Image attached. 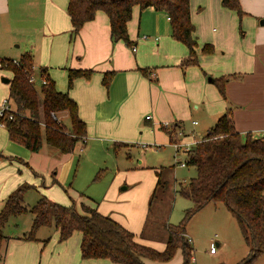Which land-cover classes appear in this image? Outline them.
Segmentation results:
<instances>
[{"label":"crops","instance_id":"crops-1","mask_svg":"<svg viewBox=\"0 0 264 264\" xmlns=\"http://www.w3.org/2000/svg\"><path fill=\"white\" fill-rule=\"evenodd\" d=\"M67 2L68 0H0V20L9 17H18L25 22L36 20L41 23L42 20L35 28L41 31L40 44L43 51L31 44L20 56L29 52L38 68H46V75L54 81L55 87L68 92L75 100L78 115L86 123L84 143L88 136L95 141L91 146H107L112 142L115 146L130 144L139 147L134 141L151 143L152 140H155V146H159L156 144L172 142L166 128L161 127L164 122L174 126L176 140L182 139L184 131L179 114L183 105L196 102V99H208L209 95H212V112L222 115L229 110L236 131L242 135L249 132L253 137H264V0H240L245 12L240 18L245 29L242 42L238 41L234 31L232 33L226 28L221 29L210 40L214 51L199 53L196 64L185 66L179 65V62L188 50L183 43L171 37L169 19L163 12L152 7L141 9L138 5L133 6L127 23L129 38L136 45V50L133 51L120 40L111 41L108 16L100 10L71 36ZM195 8L203 14L211 12L221 22L225 21V17L238 19L234 11L235 17L230 13L232 10L221 6L220 0H190L193 22ZM222 26L224 27L223 24ZM142 35L149 36V39H141ZM202 46L203 44L198 43L197 51ZM19 57H14L16 59L13 60H18ZM52 68L62 70L65 77L67 68H91L94 72L89 79L77 78L73 87L68 89L67 78L65 85L62 83L60 87L56 86V79L50 75ZM140 69H145L147 73H142ZM207 71L212 74L209 79H206ZM105 72H113L107 87L102 84ZM214 77L226 78L225 96H221L214 86L211 80ZM196 105L197 103H193L194 108ZM142 110L152 111L156 129L151 127V123H146L151 117L145 116L143 126L140 125ZM1 141L0 146L6 148L11 155L2 156L0 161V210L8 194L22 183L33 185L28 190H36L39 196L45 192L48 197L58 200L51 186L47 190L43 189L42 193L39 190L38 179L34 176L38 159L47 155L49 166L63 161L66 178L72 165L73 152L61 153L57 149L48 148L46 143V148L43 144L40 151L32 152L10 140L6 131L1 132ZM146 162L143 154L136 158L133 167H116V173L102 193L97 194L93 190L92 198L85 196L80 202L95 206L101 213L109 215L131 231L140 243L162 250L167 237L164 241L156 242L151 235H143L148 199L156 185L157 174L161 175L163 168L162 165L150 166ZM150 170H153L154 175L148 173ZM123 182L127 184L121 187ZM131 183L134 187L129 190ZM26 192L24 198L27 196ZM53 231L55 236L47 242L42 241L46 238L37 236V240L20 239L25 232L15 236L5 235L7 238L0 246V264H116L109 259H82L80 238L70 236L60 242L57 231ZM185 236L187 238V230ZM215 237H218L217 234ZM212 242L215 246L219 245L217 239H213L210 246ZM177 251L181 253L180 249ZM216 253L215 250L210 254ZM144 262L174 264L172 260L159 262L148 258H144ZM181 262L182 254L175 264Z\"/></svg>","mask_w":264,"mask_h":264},{"label":"trees","instance_id":"trees-1","mask_svg":"<svg viewBox=\"0 0 264 264\" xmlns=\"http://www.w3.org/2000/svg\"><path fill=\"white\" fill-rule=\"evenodd\" d=\"M220 4L234 11L239 19L245 14L240 0H220ZM134 5L141 9L152 7L166 14L171 37L183 43L188 50L179 65L197 63L198 43L191 19L190 0H68L66 11L71 23V36L100 10L108 16L111 41L120 40L131 47L133 42L128 35L127 23ZM213 51L211 43H204L201 47L202 53ZM12 60L5 59L7 64L1 65L11 72L7 82V98L13 111L2 117L8 138L32 152L40 151L43 143L61 153L73 152L76 143L85 142L86 137V123L78 115L77 103L68 92L55 87L44 67H39L37 73L46 79V83L36 88L28 80L33 64L29 52L23 53L16 64ZM140 70L147 73L145 69ZM93 72L91 68H67V88H72L77 78L89 79ZM112 75L113 72L103 74L104 87L109 85ZM225 79L211 78L221 96H225ZM59 112L68 116L69 126H63L57 120ZM165 130L170 141H176L174 126ZM187 163L195 166L196 174L187 183L180 184L177 193L190 198L193 205L185 210L179 224H166L168 236L162 250L140 243L119 222L83 201L76 205L72 200L70 205H62L40 194L35 203L28 207L24 204V194L33 188L28 183L18 185L4 201L0 210V246L7 238L2 229L8 218L30 213V229L20 239L37 240L39 227L53 226L60 242L75 231L80 233L82 259H109L116 264H145L144 258L167 262L180 249V264H188L192 252L190 241L185 236L188 220L206 204L222 202L235 218L249 248L247 255L236 264H253L264 253V137H253L249 132L240 134L234 128L231 112L227 110L203 139L192 146ZM55 173L54 170L52 174ZM52 180L53 183L57 182L54 176ZM160 184L161 175L158 173L155 187ZM48 239L42 241L47 242Z\"/></svg>","mask_w":264,"mask_h":264},{"label":"rangeland","instance_id":"rangeland-1","mask_svg":"<svg viewBox=\"0 0 264 264\" xmlns=\"http://www.w3.org/2000/svg\"><path fill=\"white\" fill-rule=\"evenodd\" d=\"M196 8L193 9L194 22H192L195 26V36H197L198 43L201 45L204 43L212 44V41H210L212 35L219 33L221 29L224 28L232 33L234 31L238 41L242 42L245 29L243 27V22L241 23L239 18L234 19L233 17H225V21L221 22L219 19L213 17L211 12L203 14L201 13L202 11L196 10ZM230 13L235 17L233 11H230ZM23 18L22 16V19ZM41 23L36 20L35 22H25L18 17L17 19L13 17L1 19L0 60L19 57L20 53L26 50L27 47L30 48L31 44L36 45L39 51H43V46L40 44L42 36V34H40L41 31L39 32V29L37 27L35 28L36 25L38 26ZM199 53L205 54L199 49V51H197V59ZM50 75L56 79L55 83L57 87H60L62 83L65 85L66 77L62 70L59 68H52L50 70ZM3 77L10 78L11 72L9 69L0 66V101L7 98L8 94V85L6 82L2 81ZM40 77L38 73H35L34 86L36 88L41 85ZM209 77H212V74H209L207 71L206 79H209ZM210 86H212V83H210ZM214 86L216 87L215 84ZM195 101L196 102L192 101L188 103V105H183L181 113L179 114L184 131V137L179 142L188 146H193L196 142L202 140L208 129H210L220 117L219 114H216L217 112H212V95H209L208 99L201 101L196 99ZM193 103H197L195 108L193 107ZM146 115H148V118L151 117V120L146 121V123H151V127L156 129L154 124L155 119L152 118L151 110L144 112L142 110V121L140 125L143 126ZM57 120L60 121L63 126H69V118L64 112H59L57 114ZM194 121L196 124L193 123ZM162 126L168 129L171 125L169 124L168 127L165 125ZM3 131L5 132L6 129L4 125H0V143H2L1 132ZM175 134L177 136L176 130ZM262 135H264V132ZM151 137H154V133L151 134ZM93 142L95 141H92V139L87 136L86 143L81 141L76 143L72 155V165L66 178L64 177L65 164L63 161L56 162L53 166H49L50 160L47 155L44 154V157H39L37 170H35L36 175L34 174V176L38 179L41 193L43 189L47 190L49 186H51V190L55 192L54 196L58 198V200L48 197L45 192H43L49 199L66 205L71 204L72 200H74L76 205H78L81 198L85 196H89L90 198L93 197L91 196V191L96 190L97 194L102 193L116 173V167H133L136 163V158L144 154L148 165H162L163 168L161 184L153 189L148 199V213L145 219L143 235H151L153 241L156 242L164 241L168 236L166 224H179L185 214V210L193 205L190 198L183 197L177 193V188L180 184L187 183L191 177L195 176V166L188 163L184 166L180 165L178 160L185 162V160H187L186 154L183 153L182 150L177 152L172 143L167 141L156 144L159 146H155V140H152L151 143L134 141V143H138L139 147L130 144L115 146L112 142L107 146H91ZM46 146L47 145L44 144V148H46ZM47 147L56 150L51 146ZM0 153L3 156L11 155L3 146H0ZM11 157L17 160L20 159L15 156ZM54 170L56 171L55 175L52 174ZM150 172L154 175L153 170L148 171V173ZM53 176L57 180L56 183H53ZM116 177H118V175ZM126 182H123L120 186H126ZM133 187V183L128 186L129 190H132ZM125 191L128 190H122V192ZM26 193L27 196L24 198V204L31 207L37 200L39 194L36 190H28ZM30 226V213H22L16 216H10L2 232L4 235L15 236L27 232ZM53 230V226L39 227L36 231V236L40 238H47L50 236L49 239H51L55 236ZM186 230L187 238L189 237L192 247V255H190V257L193 256L196 264H236L248 253L249 248L244 241L235 218L222 202H210L203 206L188 220ZM216 234L218 237H215ZM71 237L78 239L80 238V234L75 231ZM213 239L219 240V245L215 246L217 253L211 255L209 249L210 242L213 241ZM180 258L181 253L177 251L172 258V263L175 264L179 262ZM253 264H264V253H262Z\"/></svg>","mask_w":264,"mask_h":264},{"label":"built area","instance_id":"built-area-1","mask_svg":"<svg viewBox=\"0 0 264 264\" xmlns=\"http://www.w3.org/2000/svg\"><path fill=\"white\" fill-rule=\"evenodd\" d=\"M140 38L141 39H149V36H147V35H142V36H140ZM155 39H157V37H155ZM131 49L133 50V51H135L136 50V45L135 44H133L132 46H131ZM12 63H17V60H12ZM7 64V62H5V60L3 61V60H0V66L1 65H6ZM31 69H32V72H31V74H30V76H29V81L31 82V83H33L34 84V79H35V73H37L38 72V67L36 68V66L34 65V64H32L31 65ZM41 78V83L42 84H44V83H46V79L44 78V77H40ZM13 110H12V107H11V104H10V100L8 99V98H4L2 101H0V125H4V122L2 121V117H4V115L6 114V113H11ZM52 114V116L54 117V118H56V116L54 115V113H51ZM146 118H148V115H146ZM194 123H195V121H194ZM161 125H165V126H169V123L168 122H164L163 124H161ZM179 141H181V139H177L176 141H173V142H171L172 143V145H173V147H174V149L178 152L179 150H182L183 151V153H185L186 155H188L189 154V151L191 150V148H192V146H188V145H184V144H182L181 142H179ZM145 147H146V145H145ZM177 159V158H176ZM178 162H180V165H182V166H184V165H186V163L184 162V161H179L178 160ZM209 252L210 253H213V252H215V244L212 242L211 243V246H210V249H209ZM191 255H192V253H191ZM188 264H196V261H195V259L193 258V256H191L190 257V260H189V263Z\"/></svg>","mask_w":264,"mask_h":264},{"label":"water","instance_id":"water-1","mask_svg":"<svg viewBox=\"0 0 264 264\" xmlns=\"http://www.w3.org/2000/svg\"><path fill=\"white\" fill-rule=\"evenodd\" d=\"M2 81L7 83V82L9 81V78H5V77H3V78H2Z\"/></svg>","mask_w":264,"mask_h":264}]
</instances>
